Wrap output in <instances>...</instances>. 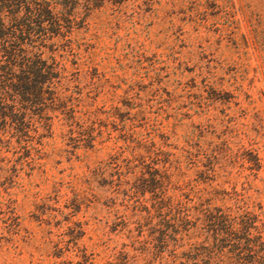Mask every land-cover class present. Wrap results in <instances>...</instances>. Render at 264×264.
I'll return each instance as SVG.
<instances>
[{"label":"rangeland","instance_id":"obj_1","mask_svg":"<svg viewBox=\"0 0 264 264\" xmlns=\"http://www.w3.org/2000/svg\"><path fill=\"white\" fill-rule=\"evenodd\" d=\"M74 38L80 115L55 118L30 149L0 144V264H107L123 249L122 201L152 197L115 193L104 170L123 120L217 191L216 205L236 191L264 208V0H117Z\"/></svg>","mask_w":264,"mask_h":264},{"label":"trees","instance_id":"obj_2","mask_svg":"<svg viewBox=\"0 0 264 264\" xmlns=\"http://www.w3.org/2000/svg\"><path fill=\"white\" fill-rule=\"evenodd\" d=\"M116 1L0 0L2 146L30 149L34 133L50 129L55 118L80 115L81 93L77 99L70 94L81 75V43L74 36L94 9ZM93 115L82 112L86 119ZM139 126L123 120L104 170L115 178V193L123 187L152 197L131 202L125 194L113 225L127 242L107 264H264L263 206L255 210L256 203L236 191H222L223 203L216 205L217 191L188 180L182 160ZM88 137L96 140L92 132Z\"/></svg>","mask_w":264,"mask_h":264}]
</instances>
